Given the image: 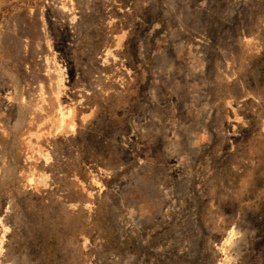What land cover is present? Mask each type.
Instances as JSON below:
<instances>
[{
	"label": "rangeland",
	"instance_id": "rangeland-1",
	"mask_svg": "<svg viewBox=\"0 0 264 264\" xmlns=\"http://www.w3.org/2000/svg\"><path fill=\"white\" fill-rule=\"evenodd\" d=\"M0 264H264V0H0Z\"/></svg>",
	"mask_w": 264,
	"mask_h": 264
}]
</instances>
